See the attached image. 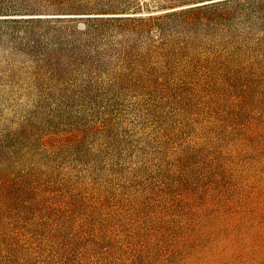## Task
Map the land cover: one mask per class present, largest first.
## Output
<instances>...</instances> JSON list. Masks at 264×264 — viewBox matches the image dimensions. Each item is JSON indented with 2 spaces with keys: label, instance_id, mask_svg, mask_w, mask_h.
I'll use <instances>...</instances> for the list:
<instances>
[{
  "label": "trees",
  "instance_id": "trees-1",
  "mask_svg": "<svg viewBox=\"0 0 264 264\" xmlns=\"http://www.w3.org/2000/svg\"><path fill=\"white\" fill-rule=\"evenodd\" d=\"M166 6L0 0V44L8 38L27 55L32 100L0 129V264H106L114 256L89 222L77 184L85 177L98 184L91 206L150 221L172 190L195 183L190 172L204 164L206 146L178 115L192 110L203 70L264 57V0ZM228 73L222 84L237 86Z\"/></svg>",
  "mask_w": 264,
  "mask_h": 264
},
{
  "label": "rangeland",
  "instance_id": "rangeland-1",
  "mask_svg": "<svg viewBox=\"0 0 264 264\" xmlns=\"http://www.w3.org/2000/svg\"><path fill=\"white\" fill-rule=\"evenodd\" d=\"M146 1L153 9L184 3ZM28 62L8 38L2 40L0 129L15 124L32 104ZM227 73L237 86L222 84L220 77ZM196 79L192 110L178 117L188 119L192 139L206 146V160L190 172L196 178L192 186L159 201L153 221L151 214L139 220L135 212L121 217L96 209L90 195L98 184L89 177L77 182L97 238L113 250L106 264H264V57L251 55L226 69L203 70ZM235 114L233 124H227ZM65 171L83 177L70 167ZM125 194L118 190L115 202L122 205ZM147 224L151 229L141 226ZM135 226H141L137 236Z\"/></svg>",
  "mask_w": 264,
  "mask_h": 264
}]
</instances>
